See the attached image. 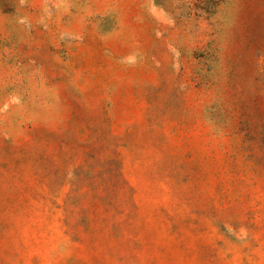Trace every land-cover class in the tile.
<instances>
[{
	"label": "rangeland",
	"instance_id": "obj_1",
	"mask_svg": "<svg viewBox=\"0 0 264 264\" xmlns=\"http://www.w3.org/2000/svg\"><path fill=\"white\" fill-rule=\"evenodd\" d=\"M0 264H264V0H0Z\"/></svg>",
	"mask_w": 264,
	"mask_h": 264
}]
</instances>
